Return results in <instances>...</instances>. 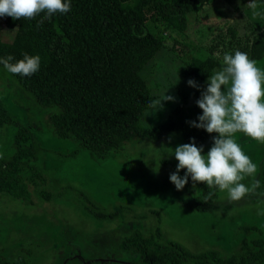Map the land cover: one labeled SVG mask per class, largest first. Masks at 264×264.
Instances as JSON below:
<instances>
[{
    "label": "trees",
    "instance_id": "16d2710c",
    "mask_svg": "<svg viewBox=\"0 0 264 264\" xmlns=\"http://www.w3.org/2000/svg\"><path fill=\"white\" fill-rule=\"evenodd\" d=\"M215 1L71 0L69 12L50 18L44 14L28 20L0 18L5 30L14 33L11 41L0 37V59L11 55L14 63L24 53L41 58L36 74L30 77L10 74L47 116L44 130L34 118H16L0 92V129L9 131L12 147L10 155L0 157V199L21 200L33 208V196L37 193L41 201L55 202L56 189L48 187L49 180L53 171H60L58 165L69 157L77 160L84 156L99 166L98 162L104 165L109 157L124 152L127 143L137 139L158 142L164 135L175 133L186 142L194 140L196 146H201L216 137L191 126L190 122L198 123L197 118L203 113L197 104L189 105L185 92L183 104L172 109L163 123L145 127L141 122L154 101L141 71L165 47L163 34L171 31L189 34L194 24L201 25L204 7ZM262 14L259 31L253 28L244 38L234 26L225 35L218 31L219 38L209 49V56L194 57L185 64L183 75L200 80L197 97L225 53L240 50L256 62L264 60V7ZM154 26L159 30H154ZM197 34L198 43L201 36L205 37L199 43L203 45L212 33L206 34L204 27ZM215 50H220L222 59ZM2 69L6 70L0 64ZM50 130L52 136L47 137L45 134ZM63 144L71 147L70 154L64 155L58 149ZM48 170L51 173H46ZM185 172L181 170L179 175L183 177ZM57 177L59 182L69 179ZM76 177H71L72 182L65 186L64 196H77V201L84 203L86 210L99 220L119 218V212L96 209V201L82 191L86 188ZM261 182L264 185V172ZM184 188L194 203L192 209L203 213L215 209L213 200L218 188L209 189L202 183L193 185L191 177ZM209 192L213 193L210 199ZM59 195L63 199V194ZM121 196L125 197L124 192ZM116 198L120 196L116 194ZM163 237L160 229L148 237L140 229L125 236L120 249L139 256L137 261L125 264H264V238L251 242L243 239L238 253L224 257L218 250L194 254ZM0 264L31 263L22 253L10 259L8 253L0 252Z\"/></svg>",
    "mask_w": 264,
    "mask_h": 264
},
{
    "label": "rangeland",
    "instance_id": "374dc122",
    "mask_svg": "<svg viewBox=\"0 0 264 264\" xmlns=\"http://www.w3.org/2000/svg\"><path fill=\"white\" fill-rule=\"evenodd\" d=\"M249 2L216 0L204 7L200 13L201 25L194 24L189 34L176 31L163 34L165 47L144 67L141 76L152 91L154 100L160 99L165 92L174 100L162 102L163 107L159 110H147L141 120L143 126L163 123L172 109L183 104L184 92L189 105L197 104L201 97L196 96L200 80L183 75L185 64L194 57L207 58L209 49L219 38L218 31L225 35L228 28L234 26L241 38L253 28L259 31L264 0H256L255 12L258 15H254L247 6ZM0 26L3 29L0 30V37L11 41L14 33L6 31L2 21ZM204 27L206 34H212L201 45L199 43L205 37L201 36L198 43L197 33ZM154 30H159V27L154 26ZM214 52L221 58L220 50ZM221 66L222 62L216 69ZM257 66L264 69V60L257 62ZM2 70L0 92L5 96L8 109L16 118H34L44 130L46 113L21 90L9 72ZM190 79L196 82L197 87L189 86ZM206 87L207 84L202 87L201 94ZM8 133L0 129V157L12 153ZM45 135L51 137V130ZM214 138L201 145L205 155L212 147ZM235 139L258 165L256 175L246 177L241 182L249 187L256 181L260 184L264 170V144L242 133H238ZM48 143L52 144L51 141ZM187 143L175 133L164 135L158 142L137 139L127 143L124 152L122 150L109 157L102 163L104 165L98 162V167L93 159L84 156L77 160L66 158L63 164L58 163L60 171H53L49 180L48 187L56 189L55 202H43L37 193L33 196V208L21 200L0 199V252L8 253L10 259L22 253L31 264H125L139 259L137 253L124 252L119 247L122 239L136 229L142 230L147 237L160 229L164 240L177 242L191 253L218 250L224 257L238 253L243 239L251 242L264 238V192L257 187L239 201L230 200L226 191L218 189L213 200L215 209L203 213L192 209L194 203L190 202L191 197L185 188L178 191L170 182V174L175 172L178 165L175 156H169L170 148ZM63 145L58 146L63 151L61 153L70 154L71 147ZM57 176L69 179L59 182ZM74 176H78L76 178L86 188L82 191L89 193L96 201V209L119 212V218L99 220L86 210L84 203L77 201V196H64L65 186L72 182L71 177ZM123 192L125 197L121 196ZM59 194H63V199ZM116 194L120 198H116ZM251 226L255 228L246 232L245 228Z\"/></svg>",
    "mask_w": 264,
    "mask_h": 264
},
{
    "label": "clouds",
    "instance_id": "9594fccd",
    "mask_svg": "<svg viewBox=\"0 0 264 264\" xmlns=\"http://www.w3.org/2000/svg\"><path fill=\"white\" fill-rule=\"evenodd\" d=\"M257 8L256 0L247 5ZM71 10V0H0V18L10 17L13 20L35 19L44 14L51 17L56 13L65 14ZM9 55L0 59V64L12 74L30 77L40 70L39 55L23 54V58L12 62ZM189 86L197 87L194 80ZM166 93V92H165ZM164 95L151 102L156 111L163 107L162 102L173 101L174 97ZM197 106L202 110L198 123L191 126L203 129L208 134H216L213 145L207 154L203 147H197L195 141L170 148V155L178 161L176 172L170 174V182L176 189L182 190L189 181L193 185L205 184L209 189L218 188L226 191L228 198L239 201L249 194L259 182L249 187L242 183L246 177H254L258 165L248 156L235 139L238 133L264 144V69L249 58L246 52L236 50L234 54L225 53L222 66L213 70L207 80L206 91H203ZM186 170L185 175H179ZM212 192L208 193L210 199Z\"/></svg>",
    "mask_w": 264,
    "mask_h": 264
},
{
    "label": "crops",
    "instance_id": "0c3cea01",
    "mask_svg": "<svg viewBox=\"0 0 264 264\" xmlns=\"http://www.w3.org/2000/svg\"><path fill=\"white\" fill-rule=\"evenodd\" d=\"M244 143V142H243ZM205 144V143H204ZM177 167V166H176ZM175 167V168H176ZM174 171H175V169H174ZM263 172H264V170H263ZM263 172H262V175H263ZM261 179H262V176H261ZM264 187V185L262 184V182L260 181V184H259V186L257 187V189L258 190H260V192H264V190H261L262 188ZM264 189V188H263Z\"/></svg>",
    "mask_w": 264,
    "mask_h": 264
}]
</instances>
